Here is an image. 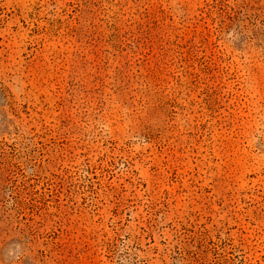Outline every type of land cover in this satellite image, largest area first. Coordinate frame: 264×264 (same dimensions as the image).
Wrapping results in <instances>:
<instances>
[{
  "label": "rangeland",
  "instance_id": "obj_1",
  "mask_svg": "<svg viewBox=\"0 0 264 264\" xmlns=\"http://www.w3.org/2000/svg\"><path fill=\"white\" fill-rule=\"evenodd\" d=\"M0 264H264V0H0Z\"/></svg>",
  "mask_w": 264,
  "mask_h": 264
}]
</instances>
